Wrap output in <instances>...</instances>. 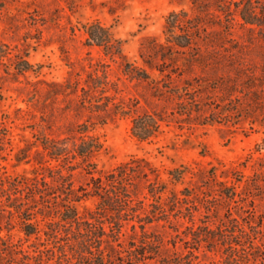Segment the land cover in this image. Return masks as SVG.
Returning a JSON list of instances; mask_svg holds the SVG:
<instances>
[{"label": "rangeland", "instance_id": "obj_1", "mask_svg": "<svg viewBox=\"0 0 264 264\" xmlns=\"http://www.w3.org/2000/svg\"><path fill=\"white\" fill-rule=\"evenodd\" d=\"M193 1L0 0V40L10 50L0 63V179L38 175L35 152L43 151V136L63 138L88 118V112L79 107L80 90L65 88L68 80L79 79V87L84 86L87 73L100 59L111 63V78L122 76L100 48L86 44V23L98 20L110 27L124 41L127 59L146 67L139 56L142 44L147 38L165 42V19L172 10L201 12ZM209 1V40L201 42V62L183 75L193 84L187 94L157 98L145 82L124 80L115 101L131 111L96 124L92 131L103 143L92 159L95 176L132 157L144 158L157 169L166 191L159 199L152 198L141 180L136 186L138 198L147 203L158 200L171 209L176 194L181 199L178 205L186 208L160 214L151 224H142V231L130 221L120 239L116 230L111 233L112 242L89 241L86 247L96 253L112 246L117 264H135L134 248L147 252L137 264L187 263L192 258L189 250L204 262L220 260V253L209 252L188 236L227 217L239 219L244 227L251 220L264 221V0H251L258 14L254 24L240 16L243 4L237 9L233 4L226 6L240 0ZM227 9L230 17H226ZM25 56L33 67L16 74L13 61ZM146 68L153 77L159 76ZM146 111L159 112L165 119L156 137L140 141L132 134L131 117ZM174 169L184 172L179 180L169 176ZM88 177L79 168L72 179L79 186ZM216 181L226 186L220 189ZM231 186L236 192L233 199L227 197ZM94 203L89 199L79 204L80 214L83 205L94 207ZM36 218L39 238L26 237L17 217L10 229L6 218L0 221V235L10 242L8 248L0 245V264H80L74 252L84 248L66 239H51L44 232L43 217ZM149 237L159 242L140 243ZM254 237L246 242L252 245Z\"/></svg>", "mask_w": 264, "mask_h": 264}, {"label": "trees", "instance_id": "obj_2", "mask_svg": "<svg viewBox=\"0 0 264 264\" xmlns=\"http://www.w3.org/2000/svg\"><path fill=\"white\" fill-rule=\"evenodd\" d=\"M209 2L193 1L194 7L205 14L201 12L191 14L185 9L172 10L165 19V42L147 38L142 44L139 56L146 67L158 71V77H153L145 66H139L127 59L123 50L124 41L117 38L110 27L98 20L83 26L86 44L100 48L110 62L117 65L122 76L111 78V63L100 59L93 64V70L87 73L84 86L79 87V79L68 80L65 88L72 91L80 90L79 107L88 112V118L70 130L68 136L63 138L43 136L41 141L43 151L35 152L39 156L38 175L23 176L12 181L0 179V221L6 218L5 222L10 229L14 217H17V223L26 237L36 235L39 238V220L36 218L39 214L45 221L44 232L49 234L51 239H66L84 248L74 252L75 259L80 264H117L118 254L112 246L96 253L86 247L89 241L112 242L111 233L116 230L117 239H120L122 228L130 221L136 226L140 225L142 231L144 229V226L141 227L142 224H151L158 220L160 214L174 209H186L178 205L181 199L176 197V194L172 204L174 208L171 209L158 200L147 203L145 198H138L136 186L141 180L152 198L159 199L166 191L157 169L144 158L132 157L112 170L95 176L92 159L101 152L103 143L92 131L96 124H103L108 118L127 115L131 111L123 102L115 101L124 80L145 82L153 96L157 98L183 97L187 94L188 87L193 84L184 79L183 75L201 62L204 56L200 52L201 42L207 43L209 40L207 24L210 20H207L206 8L209 7ZM229 4L235 5L236 9L243 4L239 14L244 22L256 23L258 14L251 6V0L232 1L226 6ZM225 13L226 17H230L231 10L227 9ZM9 54L8 46L0 40V63L3 57H8ZM13 65L16 74H24L33 67L26 56L17 57ZM181 81L184 82L182 86ZM132 100L136 101L135 98ZM164 119L163 114L156 111L134 114L131 117L132 134L140 141H150L161 132ZM46 156L49 159H46ZM79 168L89 177L85 184L75 186L72 178ZM183 173L182 170L174 169L169 172V176L173 180H179ZM215 183L221 186L220 189L226 186V182ZM232 188L233 191L227 193V197L231 199L236 194L234 187ZM186 196L189 197V194ZM89 199L95 200L94 207L83 205L84 211L80 214L78 205ZM156 205L160 206L159 209L152 210ZM1 229L0 226V231ZM249 236H255L252 245L246 242ZM8 237L10 238V235ZM188 239L198 245H204L209 252L220 253L221 259L204 262L194 255L193 250H189L192 258L189 262L181 264H264L262 253L264 221L260 223L251 220L244 227L239 219L227 217L218 220L212 228L207 224L200 234L194 230ZM154 242L159 240L149 237L145 242L140 241L146 246ZM9 243L8 239L0 235V245L8 248ZM133 252L134 257L138 259L135 264L147 254L136 248ZM148 252L154 254L153 250ZM242 253L245 256L242 257ZM95 255L100 256L101 262L96 261Z\"/></svg>", "mask_w": 264, "mask_h": 264}]
</instances>
